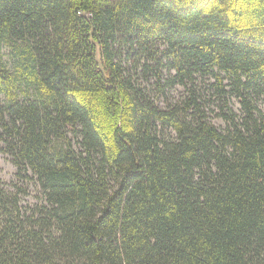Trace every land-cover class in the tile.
Here are the masks:
<instances>
[{
    "label": "trees",
    "instance_id": "obj_1",
    "mask_svg": "<svg viewBox=\"0 0 264 264\" xmlns=\"http://www.w3.org/2000/svg\"><path fill=\"white\" fill-rule=\"evenodd\" d=\"M196 75L226 128L192 88L160 103ZM258 99L264 0H0V141L44 196L0 178V264H264Z\"/></svg>",
    "mask_w": 264,
    "mask_h": 264
},
{
    "label": "rangeland",
    "instance_id": "obj_2",
    "mask_svg": "<svg viewBox=\"0 0 264 264\" xmlns=\"http://www.w3.org/2000/svg\"><path fill=\"white\" fill-rule=\"evenodd\" d=\"M124 57L125 53H123V58ZM125 65L126 68L130 70L129 72L133 75V77H140L139 83H142L143 86H146L147 88L155 87L157 79L154 77V70H144L141 66H139L138 62L132 55L127 58ZM174 73L175 71L172 69L168 70L166 67L161 68L159 73L161 75V82L170 76H173ZM214 83L215 80L212 77L207 75H196V82L194 83V86L191 84H188L187 86L176 84L171 88L167 87L165 89L166 94L159 97V101L164 105L181 101L189 95V88H192L198 95V100L201 103L200 105L206 112L208 119L218 127L224 129L226 128V122L222 115V113L226 111L224 102L228 104L236 115L242 113L243 110L237 98L231 94H227L225 101L222 100ZM226 83L227 80H224L223 84L225 85ZM225 89L228 90L229 87L225 86ZM257 106L264 110V102L261 99L257 100ZM73 145L77 149L78 145L75 139H73ZM4 148V142L0 141V178L4 185L11 189L13 184L18 183L26 189V194L21 196V203L24 206L44 202L43 193L40 186L37 184L35 177L29 171L25 172L27 176L26 178L17 176V168L13 164L11 156L5 153ZM21 174H24V172H21Z\"/></svg>",
    "mask_w": 264,
    "mask_h": 264
}]
</instances>
